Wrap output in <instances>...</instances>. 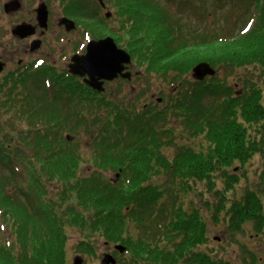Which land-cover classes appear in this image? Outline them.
<instances>
[{
  "label": "trees",
  "instance_id": "16d2710c",
  "mask_svg": "<svg viewBox=\"0 0 264 264\" xmlns=\"http://www.w3.org/2000/svg\"><path fill=\"white\" fill-rule=\"evenodd\" d=\"M251 1L253 12L241 35L225 37L221 31L212 35L189 31L176 39L180 26L166 24L162 18L167 14L164 7L174 16L173 8L182 11L181 5L186 3L197 15H204L202 0H120L124 26L122 33L116 34L122 40L126 35V48L138 63L169 81L183 80L200 61H207L214 68L232 69L253 62L264 64V0H244L245 8L238 17L250 13ZM85 10L81 11L84 15ZM79 13L73 16L78 17ZM48 75L54 77V72ZM215 77L210 83L184 81L188 83L186 89L166 109L147 107L125 114L126 109L114 112L109 108L100 109L106 112L101 114L105 120L102 123H83L86 117L81 116L76 119L85 133L91 134L94 129L93 136L98 134L93 139L94 162L104 160L115 169L122 168L119 183L115 184L96 173L71 182L69 178L76 167L73 161L81 156L64 135L60 138L66 146L54 137L56 123L45 117L50 120L49 110L55 108L48 109L42 103L47 95L0 87V165L6 169L0 172V232L5 233L0 236V264H69L67 245L72 231L77 237L75 251L93 255L95 240L102 237L107 242L124 244L131 252L132 264L155 262L159 256L162 261H170L171 249H157L155 240L160 236L170 244L173 237L181 235L179 245L183 248L179 251L184 253L203 241L200 235L205 221L201 211L193 204L188 211L178 202L180 191L189 192L192 180L211 183L210 188L214 189L217 177H225L227 188H234L238 178L231 169L233 165H243L255 155L264 159L260 88L246 83V92L236 96L229 86L213 82ZM91 96L89 92L87 101L92 100ZM207 96L214 100L209 105L204 101ZM219 96L222 103L215 102ZM86 104L83 102V106ZM177 111L190 134L207 132L206 147L176 144L175 130L164 124L170 115L180 116ZM160 122L163 124L158 128ZM66 129L71 131L70 126ZM164 143L175 144L173 155L161 152ZM15 163L20 165L22 174ZM166 173L172 176L173 183L174 200L170 203L164 202L163 190L152 180L155 174L163 179ZM18 192L26 196L25 200L19 199ZM231 207L229 228L236 229L245 218L251 220L253 216L257 228L264 230L262 196L256 191H249ZM142 214L147 217H137ZM190 253L192 264H207L209 257L205 253L194 249Z\"/></svg>",
  "mask_w": 264,
  "mask_h": 264
},
{
  "label": "rangeland",
  "instance_id": "374dc122",
  "mask_svg": "<svg viewBox=\"0 0 264 264\" xmlns=\"http://www.w3.org/2000/svg\"><path fill=\"white\" fill-rule=\"evenodd\" d=\"M110 4H108L107 10L102 9L99 5L96 8V12L100 13L101 16V24H98L94 28L95 33L98 36H101L99 38H102V36L106 35L107 33H113L112 31H117L118 33H122V27L124 26L122 22H124L123 16H121V10L120 8V0H108ZM50 2V9H51V16L50 20H55L56 17L60 16L61 14L66 12V4L67 0H49ZM165 2V1H164ZM37 3V0H32V6H35ZM87 2L85 1L83 3V7L87 6ZM201 4L205 8L206 13L204 15H197V11L193 12L190 5L188 6L186 3H183L181 5L182 11L177 10L173 8V15L170 13V9L165 6L164 9L167 12V14L162 15L163 20L166 22L168 26L172 25H179L180 26V32L176 34V39L180 38V34H184L186 32L190 31V33H193L195 31H198L200 33L209 32L212 34H218L220 31L222 32V35H225V37H228L229 35H241L246 27L243 29L246 20L253 12V6L254 2L251 1V8L250 13L244 15L243 17H238L241 15L242 9L244 7V0H202ZM29 8V7H28ZM72 12H80L78 17H86L84 13H81L83 8L77 7L74 4H72L71 8H69ZM99 9L101 11H99ZM107 11L113 12L114 17L111 14H107ZM91 14L92 11L88 10L85 11V14ZM258 13V11L256 12ZM81 14V16H80ZM171 15V16H170ZM161 18V14H159ZM236 16V18L234 17ZM171 17V20H169ZM123 19V21H122ZM83 25L87 24V19H80ZM231 25L234 27L232 29ZM6 26H8L7 22L5 20H2L0 23V29H4ZM92 35V37H95L96 35ZM89 34V33H88ZM90 35V34H89ZM113 36V35H112ZM119 38V36H118ZM120 39V38H119ZM122 42H119V45L121 47L126 48V35L125 40L120 39ZM13 46L10 45V48ZM127 49V48H126ZM56 52H58L56 50ZM59 53V52H58ZM50 60V58H48ZM134 62L130 66V70L134 74L135 72H142L143 74L140 76L135 75V77L132 78L131 81L125 80V78H119L117 82H109L105 84L106 87V96L105 103L110 105H113L114 102L121 101L126 108H119L115 107V109H112V111L116 112L117 109H126L125 114L127 112L133 113L136 108L140 109L142 105H151L154 108H159L157 102L153 98H151V95L154 93L155 96H166L168 93L170 95L176 96L179 95L178 91H182L186 89V84L184 83V80H187L191 83V81L196 82V80L192 77V69L193 67L201 62H197L191 69L190 73H188L186 76H184L183 80L178 81H167L159 76V74H155V72H146L145 67L142 66L140 63L136 61L135 58H133ZM51 61V60H50ZM53 63V62H52ZM217 75L215 77V81L213 82H219L222 83L223 86H229L231 90V94L235 93L236 91H239L240 94L243 93V87L244 84L249 83L255 84L257 87L260 88L259 93H261L262 97V103L264 105V64H260L258 62H253L250 64H243L240 66H236L235 69H232L230 66H222L217 67ZM216 72V70H215ZM204 80V78L202 79ZM201 80V81H202ZM212 80V77L205 79L204 82L210 83ZM114 82V83H113ZM223 94V93H222ZM220 95V93H219ZM103 98V99H104ZM100 101V99L96 100V103L94 106H85L84 108H81L83 112L87 114V117L89 120H91V123H100V115H105L106 112L100 111V109L97 107V103ZM204 101L209 105L210 102H213V98L211 96H207ZM224 100L222 96L217 97V100L215 102L222 103ZM74 105H77L76 100L73 102ZM82 106V105H78ZM207 107V106H206ZM112 117L115 116V114L111 113ZM0 116H2V112H0ZM57 118H54V124L56 123V127L54 128L56 132L53 133L54 137L60 135V134H66L69 133L73 136L71 144L73 146H76L79 149L78 155L81 156L80 159H77L76 161H73V164H76L75 167V174L69 178L71 182L75 181L77 178H80L82 176H93L95 175V171L99 172V176H101L102 179H110L115 177L116 170H113L111 167H103L100 168L97 165H92L93 158H91L94 150V142L91 140V135L95 133V130H91V134L85 133L83 129L77 126V124H74V120H69L66 123H58ZM170 124L172 128L175 130V142L177 145L186 144L190 147H194L195 149H201L206 147V134L205 131L203 133H192L186 131L184 129L183 121L179 118H174V116L170 115V118L168 121H171ZM51 122V121H50ZM39 122H37L38 124ZM90 123V124H91ZM18 124L19 123L18 121ZM66 126H70L71 132L67 131ZM157 127L160 128V125ZM167 133H162L160 135L166 136ZM159 134V133H158ZM159 135V136H160ZM60 139V138H57ZM60 144L62 146H66L67 144H63L60 139ZM175 144H169L164 143L162 146L161 152L168 155H173L174 153ZM15 165L18 167L17 169L21 171L20 165L18 163H15ZM242 166L240 169H237L238 167ZM232 171L236 172V176L238 180L234 183V188H227V181L221 178L217 177V181H215L216 186H214V189H211V183L208 184L206 181H194L192 180L190 182V190L187 193L182 192L184 195L178 197V202L182 203L183 201H186L188 205L190 204L197 206L201 209V214H206L204 218L205 221V232L203 234L201 233V237H205L204 243L202 246L195 247V252H198V250H205L206 252L216 255L221 259H225L227 261H230L231 264H245L244 258L246 257V249L248 247L251 248L253 251H257V254L259 257L262 258L264 256V230L261 231L259 228H257L256 224L257 221L253 219V216L251 217V220L245 218V221L241 223V225L236 228L240 229V227L246 226L244 230H242L241 234H232V232L229 230L224 233L225 225L228 227V220L230 217V214L233 212L231 205L234 203V201L242 200L245 195L251 191H257L258 194L262 196V203H263V212H264V159L261 155H255L252 159L247 161L245 164H235L232 166ZM0 172H6V169L0 165ZM97 174V173H96ZM125 179V178H124ZM155 183H159L160 189L163 190V200L166 203L172 202L174 200L173 195V183H172V176L171 175H165L163 179H161L160 174H155L153 179ZM152 180L149 181L152 183ZM119 181V180H118ZM148 181V180H147ZM127 182V181H126ZM119 183V182H117ZM149 183V184H150ZM28 190V189H27ZM171 194V195H170ZM33 195V194H32ZM17 196L19 199L25 198L23 194L20 192L17 193ZM34 196V195H33ZM30 199L32 201V196H30ZM225 200V201H223ZM34 201V199H33ZM205 201H208V204H205ZM38 203V200L35 204ZM186 209H189V206L185 203H182ZM228 214V215H227ZM140 219H145L147 217L146 214H142L141 216H137ZM225 217V220L223 218ZM240 232V231H238ZM263 232V233H262ZM76 233V232H75ZM262 233V236L256 237L255 234ZM5 233L0 232V236H4ZM196 234V233H195ZM130 235L134 239V234L130 232ZM215 235L220 237V240L215 239ZM251 235H254V237H251ZM73 239V241L69 242L68 247V263L71 264L72 257L76 255L78 252H75L74 250V244L77 240V238H70V240ZM161 242L163 244H166V239H162ZM110 243H112L110 241ZM95 244L97 247H95V254L92 256H88V261H98L101 259L102 252H104L107 247L105 244V240L102 239V237H98L95 240ZM192 243H190L191 245ZM121 264L123 263V259L120 260ZM257 264L261 263V259L258 258ZM262 262L264 263V257L262 259ZM120 264V263H118Z\"/></svg>",
  "mask_w": 264,
  "mask_h": 264
},
{
  "label": "flooded vegetation",
  "instance_id": "af4514ba",
  "mask_svg": "<svg viewBox=\"0 0 264 264\" xmlns=\"http://www.w3.org/2000/svg\"><path fill=\"white\" fill-rule=\"evenodd\" d=\"M10 0H0V23L2 20H5L8 24L4 29H0V59L5 61V64L11 62L13 64V61L16 60L17 67L23 66V67H29L32 66L33 60L41 58V60H46L50 58L51 62H53L54 66L58 67L57 71V80H56V86L54 90L49 91L50 95L54 94H62L63 98L65 100H71L75 99L72 95L67 97L64 93L65 91L72 92L75 97L78 99L85 98L87 99V94L93 93L91 98L93 100L97 98H104L106 96V89L104 92H102L103 96H98V93L95 91H92L87 88V85L84 83V79L80 78L78 76H74L68 72V65L71 62L72 58L75 55H83L87 50V45L89 41L92 40H98L100 39L96 33L94 28L98 26V17L97 12L95 10V7H98L99 2L98 0H84L86 1L87 8L86 12L88 10H91V14L86 13L87 24L83 25L79 17H74L72 12L69 9V6H71L73 3H77L78 0H67L66 4V12L61 14L60 16L56 17L55 20L51 21V9H50V2L49 0H37V3L35 6H32V0H17L19 2V6L16 9H12L11 12L7 13L4 10V6L9 2ZM106 1V0H105ZM45 5L47 12H48V24L46 28L40 27L38 20H37V12L36 9L39 5ZM100 6V5H99ZM29 7V8H28ZM67 13V14H66ZM62 16H67L69 18H72L74 21H76L75 28L71 30H67L65 25H60L58 22V19ZM26 22L29 23L32 29V32L29 35H26L24 37H21L18 33L12 32V29L19 23ZM89 25V26H88ZM90 35H89V34ZM95 37H92L94 35ZM92 34V35H91ZM106 37V36H104ZM103 38V36H102ZM10 45L13 47L10 48ZM56 50L59 52H56ZM9 58V60H7ZM16 73L21 74L22 71L20 69H16ZM135 75H142L143 72H135ZM135 77L134 75L132 78ZM118 77L111 81H104V84L109 82H117L119 80ZM131 78V80H132ZM127 80V79H125ZM127 80V81H131ZM77 82L80 86V84H85L84 87L76 85L75 87L70 84V82ZM113 82V83H114ZM86 88V89H83ZM151 97L157 101V97L155 95H151ZM105 99V98H104ZM63 103L64 102H59ZM69 104H72V101L66 102ZM65 103V104H66ZM104 107H108L109 105L106 104L104 101L101 104ZM63 106V105H62ZM146 105H143L145 107ZM109 107H119V108H126L122 104L121 101L114 102L113 105H110ZM206 203L208 201H205ZM207 212L205 214H202L203 217H205ZM224 221L225 217L223 218ZM205 223V222H204ZM229 226V223H228ZM246 226L240 227V229H230L225 225L224 233L227 231H231L232 234H241L242 230H244ZM240 231V232H238ZM205 232V229L203 230ZM263 233V232H262ZM262 233L255 234L256 237L262 236ZM251 237H254V235H251ZM206 238V236H205ZM215 239L220 240L219 236L215 235ZM205 240V239H204ZM203 240V241H204ZM199 244L197 246H202V244ZM165 244L158 245L157 249L163 250ZM195 246V247H197ZM107 249L104 251L106 253L112 254L114 257H116V254L114 253V244H107ZM165 247H168L167 245ZM195 247H188L187 252H180L179 250L183 248L181 245L178 244L177 240H173L172 245V258L170 261H162L161 257H156L158 260L155 262L143 260L139 264H192V253L191 249H195ZM199 253H205L206 256H208L207 264H231L230 261H227L225 259H221L218 256H214L205 250H198ZM246 257L244 258L245 264H257L258 258L261 259L260 264H264L262 262V259L264 256L259 257L257 254V251L251 250L250 247L246 249ZM103 253V252H102ZM121 264V261L116 259V262L114 264ZM123 263L124 264H132V255L131 252H127V254L123 257ZM82 264H104L101 260L98 261H83Z\"/></svg>",
  "mask_w": 264,
  "mask_h": 264
},
{
  "label": "water",
  "instance_id": "95a60500",
  "mask_svg": "<svg viewBox=\"0 0 264 264\" xmlns=\"http://www.w3.org/2000/svg\"><path fill=\"white\" fill-rule=\"evenodd\" d=\"M17 3L6 5V11L17 8ZM38 19L42 24L47 21V13L45 6L38 8ZM61 23L67 25V29L71 30L75 27V22L66 18L61 20ZM22 28V27H21ZM130 55L123 50L117 48L113 38L108 37L101 40H92L87 46V52L84 55H75L70 63V71L79 75H87L86 82L94 89L103 90V80H111L121 73L122 76H129V74L122 73V63H129ZM2 67L0 66V71ZM214 68L208 62H201L196 64L192 69V76L197 80H202L206 75H213ZM116 248L123 251L122 245H116ZM104 262L106 264L114 263L115 259L109 255H104ZM82 259L77 256L74 258L73 264H81Z\"/></svg>",
  "mask_w": 264,
  "mask_h": 264
}]
</instances>
